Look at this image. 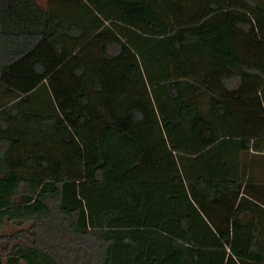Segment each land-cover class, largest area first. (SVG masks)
Here are the masks:
<instances>
[{
  "label": "trees",
  "instance_id": "1",
  "mask_svg": "<svg viewBox=\"0 0 264 264\" xmlns=\"http://www.w3.org/2000/svg\"><path fill=\"white\" fill-rule=\"evenodd\" d=\"M0 264H264V0H0Z\"/></svg>",
  "mask_w": 264,
  "mask_h": 264
},
{
  "label": "rangeland",
  "instance_id": "2",
  "mask_svg": "<svg viewBox=\"0 0 264 264\" xmlns=\"http://www.w3.org/2000/svg\"><path fill=\"white\" fill-rule=\"evenodd\" d=\"M39 2H41V3H43L44 2V0H38Z\"/></svg>",
  "mask_w": 264,
  "mask_h": 264
}]
</instances>
